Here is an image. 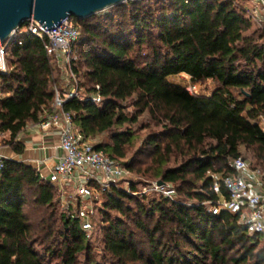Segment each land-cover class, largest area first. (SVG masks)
Here are the masks:
<instances>
[{
	"label": "trees",
	"instance_id": "trees-1",
	"mask_svg": "<svg viewBox=\"0 0 264 264\" xmlns=\"http://www.w3.org/2000/svg\"><path fill=\"white\" fill-rule=\"evenodd\" d=\"M243 1L134 0L73 18L82 32L74 71L87 100H70L64 111L85 138L108 137L98 150L172 186L178 199L114 186L100 209L98 260L80 222L60 212L58 190L34 167L2 159L0 264H264V236L250 234L238 215L211 211L229 199L218 178L236 175L235 160L264 175V132L255 122L264 117V26ZM10 55L0 77V134L22 155L19 136L52 112L62 77L32 34H20ZM180 75L215 87L191 95L170 81ZM141 131L142 148L128 163Z\"/></svg>",
	"mask_w": 264,
	"mask_h": 264
},
{
	"label": "built area",
	"instance_id": "built-area-1",
	"mask_svg": "<svg viewBox=\"0 0 264 264\" xmlns=\"http://www.w3.org/2000/svg\"><path fill=\"white\" fill-rule=\"evenodd\" d=\"M253 1L257 6L253 9L248 7L246 10L255 23L264 26V2ZM55 27L47 30L41 23L31 20L18 29L7 42L0 44V77L9 72L7 55L20 34H32L40 39L55 67L65 74L62 75V87L55 88L52 112L41 123L36 124L44 131L56 129L60 132V149L63 152L50 175L44 179L58 190L59 206L63 214L68 219L78 220L82 231L90 240L95 229L97 207L101 205L104 195L114 186L119 187L122 181H126L130 188V179L134 175L105 152L98 150L95 140L85 138L75 125L73 114L64 111V104L70 100H87L73 68L77 60L74 51L81 40L82 32L73 17ZM185 88L191 95H195L198 94L199 84L190 79ZM3 96L0 78V97ZM90 99L97 105L103 102L100 95H94ZM255 122L264 132V117H259ZM2 159L0 156V161ZM232 167L236 171L235 176L218 178L228 191L229 199L221 197L211 211L214 215H219L222 211L238 215L241 224L250 234L264 236V194L251 184L263 180L264 175L260 170H253L244 159L235 160ZM2 168L1 163L0 169ZM142 194H153L171 201L178 199L177 191L172 186H159L158 182L153 183Z\"/></svg>",
	"mask_w": 264,
	"mask_h": 264
},
{
	"label": "water",
	"instance_id": "water-1",
	"mask_svg": "<svg viewBox=\"0 0 264 264\" xmlns=\"http://www.w3.org/2000/svg\"><path fill=\"white\" fill-rule=\"evenodd\" d=\"M128 1L134 0H0V44L31 20L49 30L70 17L87 20Z\"/></svg>",
	"mask_w": 264,
	"mask_h": 264
},
{
	"label": "crops",
	"instance_id": "crops-1",
	"mask_svg": "<svg viewBox=\"0 0 264 264\" xmlns=\"http://www.w3.org/2000/svg\"><path fill=\"white\" fill-rule=\"evenodd\" d=\"M3 135L9 137V134ZM17 141L25 148L22 155H18L10 147L0 144V156L3 159L34 167L43 179L50 175L63 154L60 149V132L56 129L44 131L36 124L29 125ZM259 182L254 181L251 184L264 194V179H260Z\"/></svg>",
	"mask_w": 264,
	"mask_h": 264
},
{
	"label": "rangeland",
	"instance_id": "rangeland-1",
	"mask_svg": "<svg viewBox=\"0 0 264 264\" xmlns=\"http://www.w3.org/2000/svg\"><path fill=\"white\" fill-rule=\"evenodd\" d=\"M145 1L146 2H149V1L156 2L157 0H145ZM241 5L245 9H247L248 7L253 9L257 6V4L253 0L243 1L241 3ZM258 6L260 7V5H258ZM108 13H110V11L105 12V14H108ZM256 27H258V26H256ZM74 56L77 58V60L75 61L76 64L75 63L73 64V68L76 67L78 62L80 61V58H79V55L77 54V52H75ZM11 60H12V57L10 54H8L7 55V61L10 62ZM56 73H57V75H61V77H62V75H65L60 69H57V68H56ZM190 79L191 78H188L185 75H180L178 77L171 78L170 81L175 85L186 87L190 83ZM61 85H62V83H61ZM61 85L59 87H62ZM214 87H215V85L212 82H207L203 85H199L198 93L202 94V95H208L213 91ZM142 121L147 123L148 119L143 118ZM141 125H142V123L135 126L136 132L138 131V129ZM146 134H147L146 131L140 132L139 137H141V139L135 143L134 147L131 150L130 157L126 160V162L130 163L134 157V153L138 152L142 148V142H143V139L145 138ZM8 139H9L8 136H4L3 134H0V144L2 146H6L5 141H7ZM107 141H108L107 136H103V137H100L97 140H95L96 143L97 142H107ZM144 159H146V158H144ZM133 175H134V177L130 179V182L134 183L136 185L139 195L137 193L136 194L140 197H144V196L154 197L155 195H153V194L143 195L142 193L144 192L145 189H148V187H150L153 183H155V180L147 178V177H145L141 174H138V173H133ZM120 187L123 190H129L130 189L129 185L126 183V181H122L120 183ZM103 202H104V199L102 198L101 205L99 207H97V216H96V219L94 221V228L95 229H94V232H93L92 237L90 239L92 246H93V249H94V253L96 254V258L98 260H101L103 257V251H102V245H101V239H102L101 229L104 227V222H103L102 216L100 214V209L103 206ZM60 212H62L61 208H60ZM262 247H264V241L262 242ZM80 261L82 263H84L86 261V255H84V254L80 255Z\"/></svg>",
	"mask_w": 264,
	"mask_h": 264
}]
</instances>
